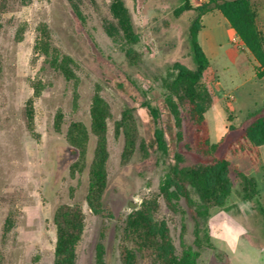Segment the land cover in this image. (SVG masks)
Segmentation results:
<instances>
[{"label":"rangeland","instance_id":"1","mask_svg":"<svg viewBox=\"0 0 264 264\" xmlns=\"http://www.w3.org/2000/svg\"><path fill=\"white\" fill-rule=\"evenodd\" d=\"M183 1L0 0V264H53V218L61 205H78L85 213L77 264H96L100 242L106 263L122 264L125 222L141 210L169 229L178 253L182 242L199 251L198 264H264L262 216L243 199L234 176L225 206L211 209L208 220H202L199 241L186 202L169 204L161 196L176 153L183 154L186 165L196 162L186 139H177L178 129L164 107L165 84L176 76V65L193 68L188 27L195 14L174 15ZM252 1L258 11L260 0ZM200 33L203 40L216 34L221 45L203 78L213 99L207 120L215 143L230 126L239 130L250 113L262 109L264 98L257 92L255 105L241 97L242 90L234 92L236 99L219 84L234 87L251 70L236 32L229 38L211 17L202 18ZM96 94L106 104L103 204L110 217L96 215L88 202L97 148L91 133ZM144 102L162 110L158 125L142 108ZM127 111L137 128L131 151L122 125ZM73 123L83 124L89 134L84 157L68 138ZM156 127L165 131L168 155L154 145ZM248 148L228 158L256 181L264 207V146Z\"/></svg>","mask_w":264,"mask_h":264},{"label":"trees","instance_id":"2","mask_svg":"<svg viewBox=\"0 0 264 264\" xmlns=\"http://www.w3.org/2000/svg\"><path fill=\"white\" fill-rule=\"evenodd\" d=\"M215 11L221 13L235 30L259 64L258 76L264 77V39L259 30L257 11L252 0H208L198 7H193L190 0H184L175 9L174 15L177 18L189 12L195 14L188 27V46L193 68L176 65V76L165 84L168 94L164 107L178 129L177 139H186V147L194 154L196 162L186 165L183 154L176 153L174 163L161 187V196L169 204L181 200L186 202L197 225L198 241L202 220H208L211 209L225 206L232 191L231 175L239 181L243 199L257 207L264 224V207L259 201L256 181L228 158L229 153L250 152L248 145H264V107L250 113L239 130L230 126L219 142L211 141L207 113L213 99L203 82L210 61L200 46L199 34L203 16ZM43 53L46 57L49 56L48 47ZM142 108L147 111L153 123L158 125L163 115L162 110L149 102H144ZM28 119L33 121L31 107L28 109ZM122 125L127 148L131 151L135 147L137 135L132 111H127ZM91 133L97 138V148L90 175L88 202L96 215L110 217L103 204L107 188L108 160L106 104L99 94L94 96L91 107ZM88 137V131L83 124L73 123L70 126L68 138L81 151L82 157L85 156ZM153 142L158 151L169 154V145L162 128H155ZM153 206L157 207L158 203L154 202ZM53 223L56 231L53 264H77L76 247L85 227L83 209L78 205H61L54 213ZM120 249L122 264H198L200 257L199 251L184 242L181 244V252L178 253L169 229L158 225L148 210L134 212L128 217ZM105 256V246L100 242L96 246V264H107Z\"/></svg>","mask_w":264,"mask_h":264},{"label":"crops","instance_id":"3","mask_svg":"<svg viewBox=\"0 0 264 264\" xmlns=\"http://www.w3.org/2000/svg\"><path fill=\"white\" fill-rule=\"evenodd\" d=\"M206 2H208V0H190V4L193 7H198L202 3H206ZM258 8L259 9L257 11V20H258V24H259V30L263 36V39H264V0L259 1ZM219 15H220L219 12H212V13H208L205 16H203V19L206 20V19H210L211 17L216 18V23L217 24L219 22L222 23V25L225 27V31H226L228 37L229 38L232 37L235 34V31L230 27L227 20L223 16L221 17ZM199 43H200L202 50L204 51V53L208 57L209 61H211L212 58L215 57L216 55H219L221 45L219 42V38L216 36V34L213 33L209 36L208 40H203L202 39V33H200L199 34ZM248 54H249L248 63H249V66L251 67V70H248L246 72L248 74L247 75L243 74L242 80L239 83H236L234 85V87H228L227 85H224L221 82L219 84L222 86V88L225 91L233 93L234 95H235L234 92L242 90L241 92H244V93L241 94V97L245 98V99L249 100L251 103L257 105V100L255 99V96L257 95V92H260L261 93L260 99L264 98V95L262 92L264 84H262L263 83L262 78L258 76L259 64L256 62L254 57L249 53V51H248ZM254 80H256L254 82L255 83L254 88H249V85ZM232 84H233V81H232ZM235 97L237 99V94L235 95ZM211 141H212V138H211ZM219 141H216L215 143H217Z\"/></svg>","mask_w":264,"mask_h":264}]
</instances>
